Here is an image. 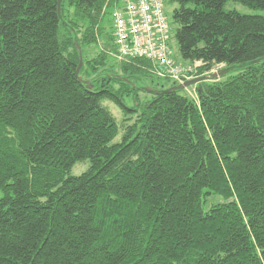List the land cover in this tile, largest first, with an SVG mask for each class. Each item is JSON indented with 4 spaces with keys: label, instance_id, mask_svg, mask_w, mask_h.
Returning a JSON list of instances; mask_svg holds the SVG:
<instances>
[{
    "label": "trees",
    "instance_id": "obj_1",
    "mask_svg": "<svg viewBox=\"0 0 264 264\" xmlns=\"http://www.w3.org/2000/svg\"><path fill=\"white\" fill-rule=\"evenodd\" d=\"M57 1L0 0V264H264V15L226 8L264 0H165L198 75L260 61L132 107L106 52L75 74L74 36L96 43L120 0ZM103 101L135 115L119 141Z\"/></svg>",
    "mask_w": 264,
    "mask_h": 264
},
{
    "label": "built area",
    "instance_id": "obj_2",
    "mask_svg": "<svg viewBox=\"0 0 264 264\" xmlns=\"http://www.w3.org/2000/svg\"><path fill=\"white\" fill-rule=\"evenodd\" d=\"M165 6V0H120L111 12L113 53L120 61L147 59L151 73L182 83L202 64L173 58Z\"/></svg>",
    "mask_w": 264,
    "mask_h": 264
},
{
    "label": "rangeland",
    "instance_id": "obj_3",
    "mask_svg": "<svg viewBox=\"0 0 264 264\" xmlns=\"http://www.w3.org/2000/svg\"><path fill=\"white\" fill-rule=\"evenodd\" d=\"M173 7H174V5H170L168 3L165 6L166 15L168 18V23H169V26L171 27L169 46H170V49L172 51V56L175 59V61L181 63L182 65L183 64H191V63H187L184 59H182L179 55V52H178L177 42H176V39L174 37V31L176 28V24L173 22V19L171 16ZM226 8L228 10L235 9L238 12L243 13V14L264 15L263 9H253V8H250L248 6H245L243 4H240V3H237L234 1H229L226 5ZM101 27H103V32L101 33L100 36H98V41L94 44H91V45H85L81 49L82 55H83V60L84 61H88V60L92 61L94 59V57H96L99 53L106 52L108 54V56L106 57L105 64L101 69H109V70H112L113 72H115L116 74L117 73L120 74L121 70L119 68V65H120L119 63L121 61L114 55L112 50L109 49L110 40H109V34L108 33H111V31H112L111 14L108 13L105 16L103 22L101 23ZM197 67H196L195 71L191 73V75H193L195 73V75L197 76L199 74ZM221 68H223V65H216L212 69V71H218ZM91 73L92 72H91L89 63L86 62L85 70H84V72H81L80 76L83 79H86L89 74L91 75ZM193 77H195V76H193ZM140 81L142 82L140 84V86L147 85V86L158 87V88H162V87L168 88V87H171L173 85L179 84V82H177V81H174L171 79L169 80L168 78H165L163 76H159L157 74L155 75L154 73H151V72H150V75L148 77H143ZM207 81H211V80H207ZM112 85L115 89H118L117 84L113 83ZM196 85L197 84H194V85H191V86H188V87L182 89L183 90L182 93L184 95H186L189 99L197 101ZM150 99H151V94H149L143 90H136L135 92L129 93V95L124 97L125 103L130 107H132L136 101H138L140 103H144ZM102 104L110 110V112L112 113V115L114 116L115 120L117 121V123L119 125L120 133L115 139V141H119L121 138V135L123 134V132L125 130V126L132 124L134 122L135 115H133V116L124 115L123 112L121 111V109L110 101H103ZM88 166H89V161H87V160L79 161L72 167L70 174L79 175V174L83 173L88 168Z\"/></svg>",
    "mask_w": 264,
    "mask_h": 264
},
{
    "label": "water",
    "instance_id": "obj_4",
    "mask_svg": "<svg viewBox=\"0 0 264 264\" xmlns=\"http://www.w3.org/2000/svg\"><path fill=\"white\" fill-rule=\"evenodd\" d=\"M61 2H62V0H58L57 1V12H58V15H59L60 19H62L61 12H60ZM73 42H74V46H75L77 54H78V63H77V67H76V70H75L76 77L81 83L89 86L91 84V80L92 79H83L79 75L80 69H81V67L83 65V55H82V50H81V47H80V44H79V41H78V37L76 35L73 38ZM259 61L260 60L258 59V60H255V61L248 62L246 64H241V65H237V66H230V67H226V68H221L218 71H212L209 74L200 75V76L194 77V78L189 79V80H185L182 83H179V84H176V85H173L171 87L164 88V89L153 88V87L147 86V85L137 86L135 83H133L132 81H130L126 77L122 76L121 74L104 73V75L106 77H115L116 79H119L121 81L130 83L132 86H135L138 89L143 90V91H145V92H147V93H149L151 95H156V94H159V93L165 94V93H168L170 91L182 90V89H184V88H186L188 86L197 84V83H199L201 81L214 80V79L222 76L223 74L228 73L229 71H231V70H233L235 68H238V67L241 68V67H244L246 65H252V64L258 63Z\"/></svg>",
    "mask_w": 264,
    "mask_h": 264
}]
</instances>
